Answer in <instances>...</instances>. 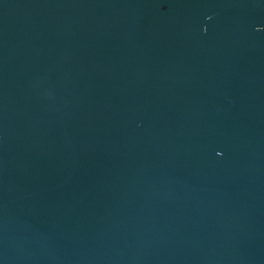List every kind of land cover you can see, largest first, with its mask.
I'll use <instances>...</instances> for the list:
<instances>
[{
  "label": "water",
  "instance_id": "obj_1",
  "mask_svg": "<svg viewBox=\"0 0 264 264\" xmlns=\"http://www.w3.org/2000/svg\"><path fill=\"white\" fill-rule=\"evenodd\" d=\"M0 264H264V0H0Z\"/></svg>",
  "mask_w": 264,
  "mask_h": 264
}]
</instances>
